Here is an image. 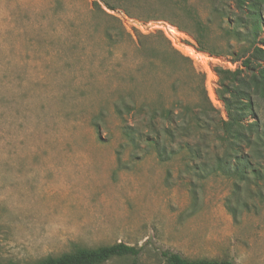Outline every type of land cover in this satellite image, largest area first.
Returning a JSON list of instances; mask_svg holds the SVG:
<instances>
[{"label":"rangeland","instance_id":"rangeland-1","mask_svg":"<svg viewBox=\"0 0 264 264\" xmlns=\"http://www.w3.org/2000/svg\"><path fill=\"white\" fill-rule=\"evenodd\" d=\"M236 12L235 0H0L1 264L117 242L146 243L139 264H167L163 250L264 264V168L238 192L220 173L198 178L237 154L215 73L249 53ZM249 95L262 124L264 95ZM145 117H171L192 154L161 161L151 144L132 159L121 126L140 142Z\"/></svg>","mask_w":264,"mask_h":264},{"label":"trees","instance_id":"trees-1","mask_svg":"<svg viewBox=\"0 0 264 264\" xmlns=\"http://www.w3.org/2000/svg\"><path fill=\"white\" fill-rule=\"evenodd\" d=\"M264 0H235L237 12L233 14V35L242 34V29H246L245 19L249 21L250 49L247 56L243 57L239 66L235 70L217 67L215 73L217 80V95L223 104L225 117H219L218 122L224 139L237 152L232 157L233 161L215 157V163L210 165L207 171L200 172L198 178H203L208 172L220 173L232 179V190L238 192L241 183L247 178L248 173L264 168V122L261 124L254 117L253 103L249 95V90L255 88L261 95H264V37H259L262 23V7ZM107 8L111 9V7ZM116 112L119 113L118 109ZM253 120H248V118ZM125 121L124 119H122ZM163 124L159 125L156 119L145 117L141 129L145 132L136 141L133 129L124 123L122 132L133 147L131 151L132 159H139L143 150L152 148L159 160H168L179 149L185 148L192 154L191 145L188 141L175 138L173 129L166 127V124L174 125L175 121L171 117H162ZM167 122V123H166ZM131 131V133H130ZM141 132V131H140ZM168 138L162 141L161 134ZM141 142L145 145L140 147ZM122 147V146H120ZM145 153V151H144ZM143 153V154H144ZM198 156L197 153H194ZM202 174V175H201ZM146 243L143 245H130L117 242L107 246L92 249H78L72 253H66L59 257H48L38 264H102L110 259L120 257L130 259V264H139V256L142 254ZM160 255L167 264H235L233 260H188L182 255L163 250ZM1 264V263H0Z\"/></svg>","mask_w":264,"mask_h":264},{"label":"built area","instance_id":"built-area-1","mask_svg":"<svg viewBox=\"0 0 264 264\" xmlns=\"http://www.w3.org/2000/svg\"><path fill=\"white\" fill-rule=\"evenodd\" d=\"M208 83H210V81H208Z\"/></svg>","mask_w":264,"mask_h":264}]
</instances>
